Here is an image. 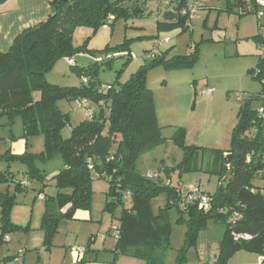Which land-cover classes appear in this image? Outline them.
Wrapping results in <instances>:
<instances>
[{
  "label": "trees",
  "instance_id": "16d2710c",
  "mask_svg": "<svg viewBox=\"0 0 264 264\" xmlns=\"http://www.w3.org/2000/svg\"><path fill=\"white\" fill-rule=\"evenodd\" d=\"M47 1L51 8L47 20L18 35L6 53L0 52V126L10 128L14 118L19 116L23 122V139L36 136L45 139V149L41 153H31L27 144V151L22 155H13L10 151L0 155V160L19 162L27 167L18 178L10 171L0 172V187L14 183L15 191L20 193L32 181L45 186L47 176L40 165L57 156L63 161V168L54 177L57 194L45 198V213L40 226L45 248L52 246L63 221L73 220L79 211H91L93 172L96 171L101 178L108 180L115 197L107 209L111 212L115 207L122 209L121 227L114 233L115 257L123 256L145 264H167L172 236L168 216L171 207L178 209L179 222L188 224L185 247L178 256L180 264L184 263L186 251L196 245L200 231L206 229L210 221L225 224L224 238L213 264H228L241 251L264 255V194L253 185L255 180L264 177V118L258 110L251 108V103L260 97L249 95L240 101L242 105L233 130L231 149H213L207 153L206 169L220 181L216 194L209 195L212 199L210 210H199L196 205L183 210L179 206L183 197L180 188L164 183L159 173L156 180L148 179L138 172L136 164L161 140L163 129L158 124L153 94L146 84L148 69L161 64L167 69L192 67L197 60V51L169 61L159 57L150 67H141L124 84L119 81L121 73L116 83L102 84L100 66L96 62L77 69L82 79L79 88L60 87L52 84L47 76L60 60L73 59L85 50L73 45V33L77 27L96 29L111 24L112 17L145 18L147 4L153 0ZM177 3L173 21L177 19V25L183 26L188 20L182 13L185 1L177 0ZM254 4L255 0H228L227 10L234 12L238 8L240 16L255 14ZM158 27L160 30L169 29L171 24L158 23ZM254 40L264 42V34ZM128 45L108 49L104 54L113 50L127 52ZM130 60L129 55L128 62ZM112 62H102V66L110 68ZM84 78L89 80L87 84L83 82ZM79 99H88L92 103L94 115L73 127L71 136L64 139L61 129L68 123V117L61 113L58 104L62 100ZM185 132L181 129V142ZM186 149L182 170H199L197 149L195 152L189 150L190 147ZM126 192L131 194L130 209L124 208ZM163 192L167 194L168 205L154 214L151 200ZM16 204V194L0 190V245L11 232H28L30 229L29 225L13 224L11 214ZM236 215L240 218L234 219ZM235 235H247L251 240L237 242Z\"/></svg>",
  "mask_w": 264,
  "mask_h": 264
},
{
  "label": "rangeland",
  "instance_id": "374dc122",
  "mask_svg": "<svg viewBox=\"0 0 264 264\" xmlns=\"http://www.w3.org/2000/svg\"><path fill=\"white\" fill-rule=\"evenodd\" d=\"M166 1L171 0H162L161 6L149 2L145 18L126 20L112 17L111 24L96 29L90 26L77 27L73 33V45L75 48L84 47L85 50L73 56L74 68L67 59L60 60L47 79L60 87L79 88L82 79L77 69L97 62L102 84L116 83L119 73V81L124 84L141 67H150L159 57L169 61L173 57L190 56L197 51V60L192 67L167 69L161 64L148 69L146 84L153 94L158 124L163 129L161 140L139 158L136 169L145 177L149 173H159L164 183L170 182L180 188L183 195L199 184L205 193L213 196L220 182L218 176L207 171V153L213 149H231L233 130L242 105L236 94L260 97L251 103V108L259 110L264 107V60L261 58L264 42L254 40V37L264 32V29H260V25H264V18L259 19L257 14L240 16L238 8L229 12L228 0H199L203 8L191 17V26L188 27L187 23L179 26L177 19L172 22L165 20ZM158 23H169L171 28L160 30ZM166 39L171 42L160 47L159 43ZM125 43L129 44L127 52L113 50L104 54L106 50ZM129 55L131 60L128 62ZM110 60H113L110 68L102 66V62ZM260 72L262 74L258 75ZM205 89L213 91L210 97L203 94ZM58 108L68 117V123L61 129L62 137L68 139L72 128L86 121L88 116L77 100H62ZM181 129L186 131L183 142L180 141ZM23 132V122L19 116L14 118L10 128L0 126L1 156L7 153L8 140H25L22 138ZM28 139L31 153L44 151L43 136ZM186 147L194 152L197 149L199 170H182ZM40 168L47 176L48 183L45 186L32 181L20 193L15 191L14 183L9 187H0L2 191L10 188L9 193L16 194L17 204L13 210L17 215L14 218L11 215V220L23 227L30 226L28 232H11L8 235L11 240L0 245V264H15L17 261L23 264L24 256L26 264H77L73 256L75 249L85 251L78 264H108V261L112 264L116 250L114 233L121 227L122 209L115 207L113 212L107 209L108 203L115 200L108 180L93 172V205L91 211L84 212L88 217L79 221H63L52 246L46 249L44 233L40 229L45 200H41L40 194L44 197L57 194L53 174L63 168V161L57 156L41 164ZM26 170L27 167L22 163L0 160V172L10 171L19 175ZM253 185L264 194V177L255 180ZM167 205L168 197L164 192L151 200L154 214ZM131 207V201L126 199L124 208ZM168 216L172 236L166 263L180 264L178 256L185 247L188 224L186 221L179 222L180 214L176 207L169 209ZM185 219H188L187 216ZM224 234L225 224L210 221L208 227L200 231L196 245L186 251L183 264H213ZM82 259H85L83 263ZM258 259L257 255L241 251L228 264H259ZM129 261L143 264L137 260ZM120 262L125 264V261Z\"/></svg>",
  "mask_w": 264,
  "mask_h": 264
},
{
  "label": "crops",
  "instance_id": "0c3cea01",
  "mask_svg": "<svg viewBox=\"0 0 264 264\" xmlns=\"http://www.w3.org/2000/svg\"><path fill=\"white\" fill-rule=\"evenodd\" d=\"M170 2L169 1L165 2L166 3V9H167L165 14L167 12L174 13V8L178 4L177 0H171ZM50 13H51V8H50L47 0H4L2 3H0V52L6 53L10 49L14 39L18 35H20L25 30L29 29L30 27L35 26V25L47 20ZM190 26H191V23H190ZM166 40H168V39H166ZM36 98L38 99L39 96L37 95ZM29 140L30 139H27V140L25 139V140H19L17 142L16 141L12 142L11 140H8L7 141V143H8L7 151H10L13 155H22L27 151V148L29 147V146L27 147V144H29V142H28ZM22 174L17 175V178L20 177ZM57 174H58V172H55L53 174L54 177ZM219 186H220V183H219ZM8 191L10 192V188H8ZM45 198H46V196L44 197V199L41 198V200H45ZM14 211L15 210H13V212L11 214L13 218H14V216L17 215V214H15ZM84 212H89V211L77 212L75 214L73 221H79V220H82L84 218H87L88 216H86L84 214ZM12 222H13V224L17 225L15 223L16 221L13 220ZM17 226H21V225H17ZM21 227H23V226H21ZM10 240L11 239L9 238V236H6L5 243H8ZM88 252H89V249L87 250V253ZM99 252L100 251H97V253H99ZM108 252H110V251H108ZM21 255L22 254H20V256ZM23 255H24V253H23ZM73 256H74V262L78 264L79 260H77V257L75 256V254H73ZM259 258H260V256H259ZM23 260H24L23 264H26L25 263V260H26L25 256H24ZM129 260H135V259H130V258L123 257V256H118V257L114 256V264H120L121 263L120 261H125V264H132V262H130ZM84 261H85V259H82V263ZM137 261H139V260H137ZM258 261H259V259H258ZM110 262L111 261H108L107 263L110 264ZM140 262H142V261H140ZM16 263L19 264L20 262L17 261V262H15V264ZM143 264H145V263L143 262Z\"/></svg>",
  "mask_w": 264,
  "mask_h": 264
},
{
  "label": "built area",
  "instance_id": "2783aa9c",
  "mask_svg": "<svg viewBox=\"0 0 264 264\" xmlns=\"http://www.w3.org/2000/svg\"><path fill=\"white\" fill-rule=\"evenodd\" d=\"M185 5L184 8L182 9V13L188 17L187 20V26H190V19L191 17L195 16L201 9L200 6V1L199 0H184ZM153 3L157 6H160L161 0H153ZM256 8V13L259 19L264 18V0H255L254 6ZM262 29H264V25H262ZM264 34V32H263ZM170 40H165L164 42L159 43V46L162 47L166 44H169ZM263 53L261 55L262 60H264V49ZM68 63L70 66H74L75 61L74 59H68ZM88 79L84 78L83 82L85 84L88 83ZM106 89V87H103V89ZM212 90L205 89L203 90V94L206 96H211L212 95ZM236 97L239 101L243 99H247L249 95H244V94H236ZM78 104L86 110V114L88 118H91L94 115L95 108L93 107L92 103L88 99H79L77 100ZM259 114L262 118H264V107L258 110ZM92 168V167H91ZM229 168V166H228ZM150 180H156L159 175L157 173H149L146 176ZM170 183V182H169ZM254 192V191H253ZM42 199H44L43 195H40ZM131 194L129 192L125 193V198L130 199ZM211 203L212 199L208 194L203 192V190L200 188L199 185L194 186L190 192L187 195H183L179 202V206L181 209L185 210L187 207L196 205L199 210L203 211H209L211 208ZM240 217L236 215L234 219H239ZM235 241H246V240H251V238L247 235H235L234 237ZM74 254L77 257V260H80L81 255L85 254V251L82 249H75ZM259 264H264V255H261L259 258Z\"/></svg>",
  "mask_w": 264,
  "mask_h": 264
},
{
  "label": "water",
  "instance_id": "95a60500",
  "mask_svg": "<svg viewBox=\"0 0 264 264\" xmlns=\"http://www.w3.org/2000/svg\"><path fill=\"white\" fill-rule=\"evenodd\" d=\"M164 18L166 21H173L176 18V16L172 12H167L166 14H164Z\"/></svg>",
  "mask_w": 264,
  "mask_h": 264
}]
</instances>
